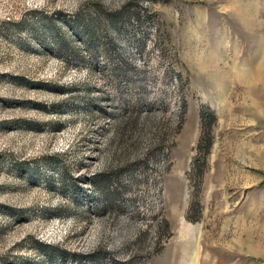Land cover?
<instances>
[{"label":"rangeland","instance_id":"374dc122","mask_svg":"<svg viewBox=\"0 0 264 264\" xmlns=\"http://www.w3.org/2000/svg\"><path fill=\"white\" fill-rule=\"evenodd\" d=\"M0 264H264V0H0Z\"/></svg>","mask_w":264,"mask_h":264},{"label":"trees","instance_id":"16d2710c","mask_svg":"<svg viewBox=\"0 0 264 264\" xmlns=\"http://www.w3.org/2000/svg\"><path fill=\"white\" fill-rule=\"evenodd\" d=\"M202 121L203 122L207 121V116L205 114L202 115ZM204 139H205V137L204 136H201V139H200V143L201 144H202V142H203Z\"/></svg>","mask_w":264,"mask_h":264},{"label":"built area","instance_id":"2783aa9c","mask_svg":"<svg viewBox=\"0 0 264 264\" xmlns=\"http://www.w3.org/2000/svg\"><path fill=\"white\" fill-rule=\"evenodd\" d=\"M155 193H157V197H156V200H158V204L160 203V200H161V196H159L158 195V193H160V190L159 189H157L156 191H155Z\"/></svg>","mask_w":264,"mask_h":264},{"label":"bare ground","instance_id":"6f19581e","mask_svg":"<svg viewBox=\"0 0 264 264\" xmlns=\"http://www.w3.org/2000/svg\"><path fill=\"white\" fill-rule=\"evenodd\" d=\"M189 230H190V233H191V236H192V233H193L194 230H192L191 228H189ZM198 231H199V229H198ZM193 237H194V240H196V241L198 240V238H195V233H194ZM196 241H195V242H196ZM193 254H194V253H193Z\"/></svg>","mask_w":264,"mask_h":264}]
</instances>
